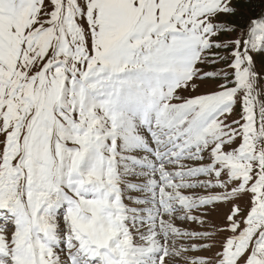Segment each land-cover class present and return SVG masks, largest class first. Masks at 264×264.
<instances>
[{
  "label": "snow or ice",
  "instance_id": "6c2138e0",
  "mask_svg": "<svg viewBox=\"0 0 264 264\" xmlns=\"http://www.w3.org/2000/svg\"><path fill=\"white\" fill-rule=\"evenodd\" d=\"M0 264H264V0H0Z\"/></svg>",
  "mask_w": 264,
  "mask_h": 264
}]
</instances>
